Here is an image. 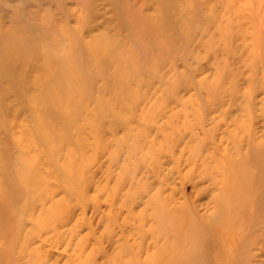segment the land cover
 I'll return each instance as SVG.
<instances>
[{
  "label": "rangeland",
  "instance_id": "rangeland-1",
  "mask_svg": "<svg viewBox=\"0 0 264 264\" xmlns=\"http://www.w3.org/2000/svg\"><path fill=\"white\" fill-rule=\"evenodd\" d=\"M261 146L264 0H0V264H264ZM27 174L103 210L38 260Z\"/></svg>",
  "mask_w": 264,
  "mask_h": 264
},
{
  "label": "bare ground",
  "instance_id": "bare-ground-1",
  "mask_svg": "<svg viewBox=\"0 0 264 264\" xmlns=\"http://www.w3.org/2000/svg\"><path fill=\"white\" fill-rule=\"evenodd\" d=\"M261 148L262 149H259L257 151L260 154H257V152H255L256 154L254 153L250 158L251 163L254 164L255 173H252L251 169L247 168L245 170L246 171L245 174H242L243 175L242 179H244L245 182L247 181V179L250 181L251 178L252 180H254V182L255 180L257 181L258 185H257L255 197H258L262 192H264V146H261ZM24 179H25L24 190L26 192L30 191L32 194L31 195L32 199H30L31 208L29 211L37 210L38 208L40 212L37 215L41 216L39 217L38 220H35L34 223H31L34 226L32 227V230L29 232V236H31V238L29 237L28 240L29 247L31 244L38 242L37 246L34 247V249L32 250L30 249V252L32 253V255L36 260L40 258L39 252L42 249V247H44V245L51 243L54 245H58V244L60 245L63 243L62 241H66L65 237H62V235L64 234L63 230H65L64 232L67 233L68 235V236L66 235L68 237V241L73 240L74 239L73 236L77 237V235H79L80 225L84 224V219H85L84 213L86 212L87 208L89 209V211H91L92 214H95L96 216H98L100 212H103L100 204H97L96 200L92 201L91 204L88 202L90 201L91 198L87 199L88 201L84 202L83 205H79L80 203H76V204L74 203L73 207L75 208L73 209L69 208V210L68 207H65L64 205H60L59 203L52 204L51 201H53L52 198L54 197V193H56L55 191L56 188H58V185H56L55 187H50L52 183H48L47 179L38 180L36 176L34 178L33 175H28V174L27 176H25ZM64 192L67 194L69 192V188L66 190L64 189ZM82 194H84V192H82ZM83 196H87V195L84 194ZM61 198H64V196ZM45 201L51 202V205H49L47 208H45L43 205ZM39 204H41L42 206L37 207L36 205ZM171 207L175 208V205H172ZM171 207L166 208V206H164L163 208H161V210L164 211L165 209H171ZM74 214L76 215V219L78 220L73 221L70 228L69 227L70 222H68V219H72L74 217ZM99 218L101 219L102 215L101 217L99 216ZM87 227L88 229H90V231H93V229L90 226ZM77 247L80 248V245H77ZM192 259H193L192 253L189 250L186 260H189L190 262V260ZM80 260L82 261V258H79L78 263L76 264H79Z\"/></svg>",
  "mask_w": 264,
  "mask_h": 264
}]
</instances>
